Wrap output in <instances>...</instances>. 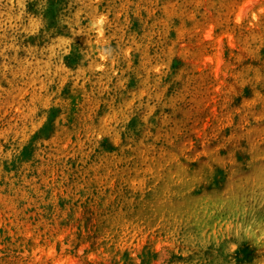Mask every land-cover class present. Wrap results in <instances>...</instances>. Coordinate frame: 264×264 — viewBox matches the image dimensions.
Listing matches in <instances>:
<instances>
[{"label":"rangeland","instance_id":"rangeland-1","mask_svg":"<svg viewBox=\"0 0 264 264\" xmlns=\"http://www.w3.org/2000/svg\"><path fill=\"white\" fill-rule=\"evenodd\" d=\"M0 264H264V0H0Z\"/></svg>","mask_w":264,"mask_h":264},{"label":"bare ground","instance_id":"bare-ground-1","mask_svg":"<svg viewBox=\"0 0 264 264\" xmlns=\"http://www.w3.org/2000/svg\"><path fill=\"white\" fill-rule=\"evenodd\" d=\"M100 24H101V22H99V23H97V31L99 32V34L101 33V29H100Z\"/></svg>","mask_w":264,"mask_h":264}]
</instances>
